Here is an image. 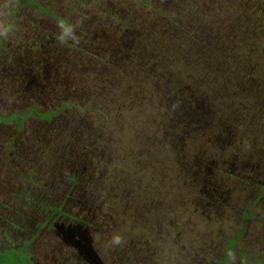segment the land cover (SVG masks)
Returning a JSON list of instances; mask_svg holds the SVG:
<instances>
[{
  "label": "rangeland",
  "instance_id": "1",
  "mask_svg": "<svg viewBox=\"0 0 264 264\" xmlns=\"http://www.w3.org/2000/svg\"><path fill=\"white\" fill-rule=\"evenodd\" d=\"M70 1H35L46 9L51 7L68 21L62 24L61 20L45 17L17 0H0V45L6 46L0 49V58L6 55L7 59L12 54L34 57V47L46 42L48 60L61 61L57 49L63 45L55 46V39L70 36L67 26L76 16V12L70 15ZM189 1L198 2L196 8L201 11L202 6V12L209 10L197 15L200 22H213L223 29L226 42L219 58L231 62L229 66H220L202 60L195 69L181 72V78L194 87L198 98L209 97L212 89L210 96L215 99L216 110L213 124L224 127L225 122L229 131L234 130L224 143L223 138L217 139L216 130L206 131L210 135L205 136L216 141L217 148L197 145L196 141L203 136H192L190 132L185 139L188 151L160 152L162 162L150 163L154 139L148 124L151 109L138 104L134 90L142 89L149 96L155 85L144 82L140 86L132 71L126 76L112 70L101 73V65L84 56L88 71H78L79 81L73 72L69 74L71 70L69 75L64 72L63 79L69 88L64 89L60 82L55 91L47 87L40 95L25 97L18 93L23 70H6L4 64L8 61L1 62L0 116L4 119H0V218L9 221L20 213L28 219L27 226L19 218H15L14 224L27 228L24 231L28 237L35 236L30 250L34 264H70L71 260L75 264H223L228 245L243 225L246 228L232 248L229 264H264V195L260 194H264V36L258 32L263 21L258 13L264 0L180 3L187 5ZM215 1L226 4L217 6ZM102 2L110 6L104 20L101 16L97 20L105 27L117 24L121 16L151 10L141 0ZM218 8L226 10L222 13ZM86 10L84 7L82 12ZM237 12L243 14V20L250 21L242 22L241 27L224 21L226 15ZM149 19L153 17L149 15ZM146 26L147 23L144 30ZM75 37L78 36L72 39ZM155 44L158 50L165 48L164 42ZM88 47L93 53H104L94 45ZM244 49L253 57L239 59ZM138 52L139 49L134 55ZM246 60L252 62L245 64ZM213 70L217 74L207 79L206 71ZM168 72L165 67L160 73L167 77ZM72 101L79 108L69 106ZM33 104L39 114L59 109L61 104L67 106L45 120L29 114ZM92 105H96L97 112L91 109ZM12 114L22 118L21 129L14 120L8 123ZM248 126L255 127L258 138L249 134L246 142L241 143L237 130ZM170 133L167 129L163 136ZM207 148L211 151L207 159L215 160L206 171L214 204L202 199L201 183L193 174V166L179 171L174 178L171 167L166 166L175 161L184 168L189 153L205 154ZM234 164L235 172L229 174L227 170ZM71 173L77 174L73 185L69 182ZM42 206L46 213L59 207L68 212L71 221L66 224L70 229L55 230L51 224L34 231V222L43 224L47 216L41 212ZM1 219L0 230L9 229ZM85 222L89 227L83 226ZM77 232L86 236L85 241L77 239L85 247L80 255L75 247ZM114 235L123 238L121 245L111 243ZM11 254L10 258L0 256L1 262L32 264L29 257H20L22 253Z\"/></svg>",
  "mask_w": 264,
  "mask_h": 264
},
{
  "label": "trees",
  "instance_id": "2",
  "mask_svg": "<svg viewBox=\"0 0 264 264\" xmlns=\"http://www.w3.org/2000/svg\"><path fill=\"white\" fill-rule=\"evenodd\" d=\"M17 1L25 4L29 9L40 12L45 17H52L56 21L59 19L62 24L68 23L67 20L53 12L51 7L46 9L41 4H37L36 0ZM141 2L148 5L152 11L145 12L141 10L128 17L121 16L117 19V24L105 27V25L98 24L97 20L100 16L103 19L104 15L109 14L108 8L110 6L103 3L102 0H71L68 9L70 15L76 12V16L73 23L67 26L70 36L63 35L60 39H55V46L59 43L63 45V47L57 49L61 61L56 63L55 61H49L46 42H39L38 46L34 47L36 54L34 57L27 55L19 57L18 54H12L10 58L6 59V55H3V59L0 58V66L2 67L1 62L6 60L8 61L4 64L6 70H23L20 78L24 85L19 84L21 89L18 93L25 97L40 95L44 93L47 87H49V90L54 89V91L56 88L59 89L61 85L64 89L69 88L70 86L65 84L63 76L68 74V70H71L69 74L73 72L77 80L78 71H88L87 65L84 64V56L91 58L89 62L96 65L100 64L101 66H98V68H101L99 70L101 73L112 70L117 75L126 76L129 75L128 71H132L135 82L138 81L140 86L144 82L155 85L153 93L149 96L145 95L142 89L140 91L134 90V99L138 101V104H145L148 109H151L148 124L154 131V139L152 142L153 150L149 157L150 163L162 162L159 159L160 152L176 154L180 151H188V142L186 143L185 139L190 132H193L192 136H203V139L200 138L196 141L197 145H215L217 148L216 141L211 140L209 136H205L210 135L206 134V131L211 133L216 130L217 139L223 138L224 143L234 130L232 128L229 131V127L225 122L223 123L224 127L213 124L216 110L214 108L215 99L210 96L212 89H209V97L206 95L203 99L198 98L194 87L181 78V75H183L181 72H186V68L189 70L195 69L196 63L202 60L220 63V66H229L231 64V62L219 58L220 49L223 48L226 42V36L222 33L223 29L213 22H200L198 20L197 15L204 9L202 6H199L200 9L202 8L201 11L197 9L195 4L198 2L196 1H189L187 5L181 4L180 0H172L171 2L169 0H157L154 4L150 0H141ZM215 2L217 6L226 4L219 1ZM82 7L87 10L82 12ZM192 10L198 13L195 15ZM218 10L223 13L226 9L218 8ZM261 11H264V7H261ZM261 11L258 14L263 17V21L258 32L264 36V12ZM207 12H202V14ZM15 15L16 12L13 14L12 21H14ZM149 15L153 19L148 20ZM242 17L243 14L238 12L234 15L231 13L224 17V21H232L233 24L241 27L242 22L250 21V18L243 20ZM145 23L148 26L144 30L143 26ZM220 23L223 24V21L221 20ZM10 25L11 22L6 29H9ZM252 26L253 23H251V28ZM190 30H192V34H190ZM76 35L78 37L73 40L72 37ZM228 35L230 34L228 33ZM156 42H164L165 48L158 50ZM88 45H94L98 51L104 53H93L90 51L92 48L88 47ZM3 47L6 46L0 45V49ZM137 49H139L138 55H134ZM244 51L245 53H241L242 55H240L239 59L252 56L249 50L244 49ZM211 58L216 59L214 61ZM234 59H237L236 54ZM249 62L252 61L246 60L244 63L249 64ZM31 65L32 67L29 68ZM165 67L170 71L167 77L160 73ZM117 69L122 71H117ZM24 70L28 71L24 72ZM206 73L208 74L207 79H213L217 74L215 70L212 72L206 71ZM76 93L79 94L78 91ZM66 106L67 104H61L59 109L51 110L47 114H39L36 104H33L29 108V114L49 120ZM69 106L75 109L79 108V105H76L74 101L70 102ZM91 109L98 111L96 105H92ZM0 119H4V117L0 116ZM8 119V123L11 120L16 121L18 128L21 129V117L12 114ZM247 128L237 130L240 132L241 143L246 142L249 134H252L255 139L258 138L255 127L248 126ZM167 129L171 133L163 136ZM210 153L211 151L208 148L205 154L198 152L192 155L189 153L188 163L187 166L184 165V168L177 166L175 161L173 164L166 165L171 167L170 172L173 178L179 171L193 166L195 170L193 174H197L198 179L196 180L201 183V197L209 204L213 203V196L212 191L209 190L211 179H207L206 171H209L211 165L215 164V160L210 161V159H207L210 157ZM166 157L168 158L169 156L166 155ZM235 166L234 164V166L229 167L227 172L229 174L235 172ZM76 179L77 174L71 173L69 181L72 185L76 182ZM261 189L264 190L263 187ZM260 194L261 196L264 195ZM60 209L59 207L54 209V211H59ZM245 228L246 225H243L237 232L233 243L228 245L223 264H229L232 248L240 240ZM1 261L3 260L0 257V264H5Z\"/></svg>",
  "mask_w": 264,
  "mask_h": 264
},
{
  "label": "flooded vegetation",
  "instance_id": "3",
  "mask_svg": "<svg viewBox=\"0 0 264 264\" xmlns=\"http://www.w3.org/2000/svg\"><path fill=\"white\" fill-rule=\"evenodd\" d=\"M70 182V181H69ZM70 184H72L70 182ZM45 206V205H44ZM42 206V213L45 216V219L43 221V224H39L38 222H34V224H36V226L34 227V231H40L42 228H44L46 225H53V229H59L62 231L65 230H69L70 226H67L66 222L68 220H70V215L68 212L66 211H54V209H49V212L46 213L45 211V207ZM56 214V215H55ZM15 218H19V219H23V222L25 224V226H27V221L28 219H26L25 217H23V215H21L20 213H16L14 214V217L11 216V220L9 221H5L4 219H1V221L3 220L5 223V226H9L10 228L7 230L1 229L0 230V256L6 255L8 258H10L12 256L11 252H15V253H22V255H20V257H29L28 259L30 260V262H32V264H34V262L31 259V246L32 243H35L36 239L34 240V235L31 236H27V232L24 231L27 228L24 227H16L14 224V220ZM71 221V220H70ZM74 222H77V220H75ZM83 226H88L86 223L83 224ZM3 227V226H2ZM11 229H13L11 231ZM67 235V233H66ZM65 235V236H66ZM77 236H75V240L77 241V244L75 245V247L77 248V253L83 254L85 251V247L84 245L81 244L80 241H85V234L82 232H77L76 234ZM79 239V240H77ZM26 254V255H25ZM68 264V263H66ZM70 264H75V261L73 262L71 260Z\"/></svg>",
  "mask_w": 264,
  "mask_h": 264
},
{
  "label": "clouds",
  "instance_id": "4",
  "mask_svg": "<svg viewBox=\"0 0 264 264\" xmlns=\"http://www.w3.org/2000/svg\"><path fill=\"white\" fill-rule=\"evenodd\" d=\"M111 243L115 246H119L123 243V238L120 235H114L112 237Z\"/></svg>",
  "mask_w": 264,
  "mask_h": 264
}]
</instances>
